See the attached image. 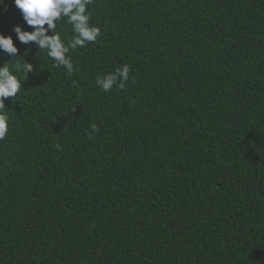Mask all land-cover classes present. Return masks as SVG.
I'll return each instance as SVG.
<instances>
[{
  "label": "trees",
  "instance_id": "1",
  "mask_svg": "<svg viewBox=\"0 0 264 264\" xmlns=\"http://www.w3.org/2000/svg\"><path fill=\"white\" fill-rule=\"evenodd\" d=\"M87 13L101 34L70 49L69 75L18 41L16 25L32 29L0 4L18 48L0 67H34L5 99L0 264H264V0ZM56 31L74 35L66 18ZM125 64L124 89L96 85Z\"/></svg>",
  "mask_w": 264,
  "mask_h": 264
},
{
  "label": "clouds",
  "instance_id": "2",
  "mask_svg": "<svg viewBox=\"0 0 264 264\" xmlns=\"http://www.w3.org/2000/svg\"><path fill=\"white\" fill-rule=\"evenodd\" d=\"M92 2L93 0H13L23 20L32 29L28 31L16 25L13 31L19 42L23 44L35 42L38 49L45 50L47 56L55 62L54 67L63 66L66 73L70 75L74 70L73 62L67 55L70 49L75 50L77 47L82 48L88 43H94L101 34L98 26L89 24L90 16L87 13V6ZM0 4H3V0H0ZM61 18H66L74 33L67 44L56 31L57 23ZM49 32L51 34H48ZM0 50L9 54L10 57H16L18 48L12 36L0 33ZM14 71L17 74H14ZM33 71V64L23 60L15 63L12 69L6 63L0 67V139H3L9 130V115L5 111V99L14 98L19 92L20 75L28 76V73ZM129 72L130 68L125 64L116 68L114 72L98 75L95 83L105 92L112 90L113 87L124 89ZM91 131L95 133L99 129L93 125ZM56 147L59 148V145Z\"/></svg>",
  "mask_w": 264,
  "mask_h": 264
}]
</instances>
